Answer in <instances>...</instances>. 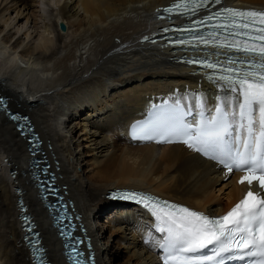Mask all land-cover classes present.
Returning a JSON list of instances; mask_svg holds the SVG:
<instances>
[{"label":"bare ground","instance_id":"6f19581e","mask_svg":"<svg viewBox=\"0 0 264 264\" xmlns=\"http://www.w3.org/2000/svg\"><path fill=\"white\" fill-rule=\"evenodd\" d=\"M53 1L56 8H51L47 25L53 39L39 33L33 45L17 36V28L0 23V58L6 54L0 61V93L8 97L12 111L29 116L50 163L53 155L59 161L57 184L67 186L68 198L82 214L96 264H159L155 246L142 243L149 218L136 206L106 197L107 190H148L220 214L244 185L237 173L225 181L224 169L183 144L130 143L125 127L144 116L152 103H188L198 96L205 105H215L218 96L227 95L192 75L191 68L168 59L172 54L136 42L134 35L146 27L152 10L169 0ZM34 2L9 0L17 17ZM225 3L264 8V0ZM8 8H0V19ZM27 160L26 139L0 112V264H31L14 187H21L47 260L66 264L61 241L25 175ZM8 169L17 170L14 179ZM49 170L55 171L54 166Z\"/></svg>","mask_w":264,"mask_h":264},{"label":"snow or ice","instance_id":"6c2138e0","mask_svg":"<svg viewBox=\"0 0 264 264\" xmlns=\"http://www.w3.org/2000/svg\"><path fill=\"white\" fill-rule=\"evenodd\" d=\"M157 11L158 19L175 25L161 29L163 33H174L164 38L162 46L191 53L176 58L177 62L195 66L194 72L202 73L218 92L236 93L238 100L229 111L230 99L218 96L214 110L207 114L198 96L190 98L183 107L181 100L173 101L172 105L164 101L165 107L159 109L155 119L133 130L131 138L161 144L178 140L216 166H222L225 181L234 172H242L238 183H246L248 189L243 199L218 217L131 189L113 192L112 198L133 202L150 216L152 228L160 236L144 242H151L165 253L163 264H227L229 261L264 264V10L227 6L225 0H173L170 6ZM176 20L181 23L176 24ZM144 40L157 43L149 37ZM0 108L8 111L3 98ZM10 119L23 130L25 125L19 122L29 118L13 113ZM31 151L34 155L40 151L38 139ZM32 165L38 170L32 175L39 181L41 190L56 195L58 190L46 188V180L38 175L41 172L51 175L48 167L41 166L39 160H33ZM50 207L57 210V205ZM57 219L70 221L71 217L61 213ZM29 231H33L31 224ZM62 235L72 236L70 223ZM38 236L33 231L32 239L25 238L34 247L38 264H42L39 255L42 249L36 247ZM81 243L76 238L74 243L66 245L69 261L94 264L91 254L85 256L79 249Z\"/></svg>","mask_w":264,"mask_h":264},{"label":"rangeland","instance_id":"374dc122","mask_svg":"<svg viewBox=\"0 0 264 264\" xmlns=\"http://www.w3.org/2000/svg\"><path fill=\"white\" fill-rule=\"evenodd\" d=\"M49 1V4H47L45 0H36V2H34L33 8L24 10L23 13L21 8V14L17 17V13L13 8L14 5H12V3H9V0H0V8L5 4L9 7L3 12L0 23H2L6 29L12 28L11 30L14 31L18 29L17 36H22L25 42H29L30 44L33 43V45H36L39 33L44 32V36L47 35L49 38L53 39L54 36L53 33H51L52 29L48 28L47 25L51 22V8L52 10L56 8V1ZM52 1L54 4L52 3ZM5 60L6 54H4V56L0 58L1 62H4ZM18 108L20 109V106ZM226 191L227 189H225L223 193H225Z\"/></svg>","mask_w":264,"mask_h":264},{"label":"water","instance_id":"95a60500","mask_svg":"<svg viewBox=\"0 0 264 264\" xmlns=\"http://www.w3.org/2000/svg\"><path fill=\"white\" fill-rule=\"evenodd\" d=\"M0 98H3L4 100H5V107H7V109H8V111H4V109L3 108H0V112H2L5 116H6V118L7 119H10V116H11V114H13V113H18V114H21V113H19V112H14V111H12L11 109H10V107L8 106V97H6V96H4V95H2L1 93H0ZM25 116H27V115H25ZM28 117V116H27ZM15 122V124L17 125L18 124V122H16V121H14ZM19 123H23L24 125H25V127L23 128V130H25L26 131V133H27V135L29 136V137H35L34 136V134L33 133H31V131H32V128L30 127V123H29V120L28 121H21V122H19ZM29 127L31 128V131H29ZM31 141H36L34 138L33 139H31ZM32 145L34 146V143H32ZM42 164V163H41ZM42 177H44V175L42 176ZM48 180H50V179H48ZM46 184H47V180H46ZM55 204L56 205H59V208H60V202H55ZM64 208V207H63ZM23 211H22V220L24 221V223H23V225L25 226L26 224H28V221H26L25 219H23V217H26V216H24L23 215ZM64 213V212H63ZM32 225V224H31ZM65 228H68V226L67 225H65L64 226ZM28 232H30L29 230H28ZM28 237H30L31 239L33 238V235H30V236H28ZM29 243V242H28ZM36 247H38V245H36ZM34 252H35V250H34ZM42 252V251H41ZM43 255H40V258L42 257ZM34 257H35V254H34ZM40 260H42V259H40ZM35 262H37L38 263V261L37 260H35ZM44 262V260H42V263Z\"/></svg>","mask_w":264,"mask_h":264}]
</instances>
